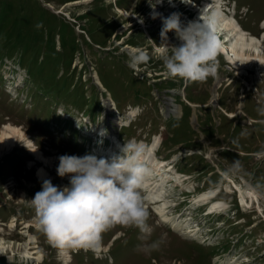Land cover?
<instances>
[{"label": "rangeland", "instance_id": "obj_1", "mask_svg": "<svg viewBox=\"0 0 264 264\" xmlns=\"http://www.w3.org/2000/svg\"><path fill=\"white\" fill-rule=\"evenodd\" d=\"M72 1L0 0V144L5 124L25 134L15 147L0 152V264H264V197L255 193L252 209L244 213L240 208L236 215L203 218L200 208H190L200 194L226 184L244 189L264 184V160L255 157L264 147V116L257 112L264 101V72L259 77L257 66L239 71L214 50L207 61L216 69L214 76L190 81L167 74L161 56L181 41L173 30L167 50L156 48L167 42L161 43L163 22L152 13L160 9L168 17L173 10L187 24L198 16L202 0H163L155 9L148 0L68 5ZM232 1L234 13H225L260 36L264 0ZM139 54L147 61L131 67ZM214 90L216 104L211 103ZM237 111L235 117L227 115ZM96 129L106 130L107 138L95 134L101 141L95 146L89 134ZM126 140L160 143L154 159L170 163L176 158L175 171L184 180L180 186L166 183V192L162 186L141 190L151 200L167 196L163 214L164 201L144 200L151 239L162 240L160 247L149 255L138 252L139 229L119 221L103 233L102 252L53 247L30 203L41 190L38 168L63 186L69 181L57 174L60 155L83 156L95 154L92 147H108L112 153L105 158L111 160ZM34 150L45 156L43 162ZM235 159L244 175L228 180L225 168ZM229 195L222 190L218 197L225 205H238V196Z\"/></svg>", "mask_w": 264, "mask_h": 264}, {"label": "clouds", "instance_id": "obj_2", "mask_svg": "<svg viewBox=\"0 0 264 264\" xmlns=\"http://www.w3.org/2000/svg\"><path fill=\"white\" fill-rule=\"evenodd\" d=\"M162 2L148 0L153 9ZM182 2L193 3L194 0ZM159 15L153 11L152 18ZM215 23V15L205 18L203 13L200 20L190 21L187 26L182 25L179 13L163 18L161 43H168L167 34L173 30L182 41L161 56L170 77L204 81L209 75H215V67L207 63L217 47ZM146 61L147 57L139 54L130 60V66ZM257 112L264 116V101ZM121 151L123 155L111 160L91 153L58 157L57 174L68 177V184L55 185L51 179H43L41 190L30 199L39 230L53 247L95 251L101 244L103 233L117 221L139 229L141 243L137 245L138 252L149 255L160 247L162 240L151 239L149 214L144 207L147 197L140 190L145 179L155 171L148 159L147 147L126 140ZM255 157L264 160V147L255 153ZM41 171L38 170V176ZM224 174L226 177L242 178L244 170L241 161H231ZM245 187L264 197V184H245Z\"/></svg>", "mask_w": 264, "mask_h": 264}, {"label": "bare ground", "instance_id": "obj_3", "mask_svg": "<svg viewBox=\"0 0 264 264\" xmlns=\"http://www.w3.org/2000/svg\"><path fill=\"white\" fill-rule=\"evenodd\" d=\"M87 1L89 0H75V1L69 2L68 5L87 2ZM225 4H226L225 0H206L203 3L202 8H198V11L196 10L198 13V16L193 20L191 19V21L200 20L202 13L204 14L205 18L209 17L208 16L209 13H212L211 16L215 15L216 16V23L214 26L215 33L225 36V40L223 41L219 39V37H216L217 47L215 48V50L221 53L226 59V61L230 63L233 68L239 71L241 70L243 72L244 71L248 72V70L244 68H251L253 66H257L255 67L257 69L256 74L259 77H261L262 72H264V31L261 32L262 33L261 38L260 36H255L245 31L243 28H241L240 23L237 22L234 17L225 13L226 12L225 8H227ZM173 7H178V6L174 5ZM116 10L124 16L125 15L129 16V13L127 11L120 10L118 9V7L116 8ZM155 12L160 14L159 16H157V19H160V21L163 22V18L165 17V14L160 12V9H156ZM170 12H172L171 14L176 13L173 10ZM180 20L184 26H187V24L190 22L188 20L189 22H187L186 24L187 20L185 21L181 17H180ZM263 27H264V24H263ZM169 43L170 42H168L166 46L164 47L157 46L156 48H159L160 51L162 49L167 50ZM218 86L219 85H216V88ZM218 96L219 94L217 93V90H214L212 98H211V103H214V104L218 103ZM174 111H175V108L171 110V112H174ZM238 111L231 112V113L227 112V115L231 117H235ZM18 136L22 137L23 139V137H25V134H23L20 128L13 127L10 124H5L1 131L0 152L5 151L9 148L11 149L12 147H15L16 142H17L16 139H18L17 138ZM155 145L156 144H153V146L151 147L150 149L151 152H147L148 159L150 160V162H152V165L154 166L155 171L153 172L151 176L148 177L149 180H148L147 185L145 186H146V189H148V191H151V190L154 191L158 186H162L164 192H166V189H164L165 187L164 185L166 183L172 182L173 184L179 185V184H182L184 180L182 178H179L181 177L180 174H178L175 171L174 166L170 165V163H167L163 160H158L160 162H157L156 159H154V157L153 158L151 157L153 156L152 150L155 148ZM107 153L109 152H106V155H108ZM34 155L37 161L40 160L43 162V160L45 159V156L42 155L37 150H34ZM175 160L176 159H173L172 161L174 162ZM172 167L174 169V172H173ZM38 170H42L39 176L37 174L38 171L36 173V177L38 179L43 180L49 177L50 174H48V171L43 166L39 167ZM226 178L228 179V177ZM225 187L228 190H231V186H229L228 184H226ZM237 187L239 189V192H240L239 194H240L242 201L243 202L247 201L248 202L247 206L250 207V204H251L250 202H252L253 198L256 197L255 192L249 191L248 189H244L238 184H237ZM216 192L217 191L212 189V190H208L207 192L200 194L199 196L200 198L195 199L194 201L195 205L191 206L190 208H196L199 205L208 204L210 205V209L208 210L207 213H217L218 211L224 210L226 205L223 203V201L220 199H217L218 197L214 198L216 196ZM166 197L167 196L163 194V196H161L160 198H157V199L153 198L152 200L147 198V200L150 203H158V202H162L166 200ZM166 204L167 202L164 201L162 209L159 210V212H162L161 214L165 212L164 208L167 207ZM3 247L4 246L2 245V243H0V250H2ZM102 251H103V247L100 244L99 248L96 249L95 252H102Z\"/></svg>", "mask_w": 264, "mask_h": 264}]
</instances>
